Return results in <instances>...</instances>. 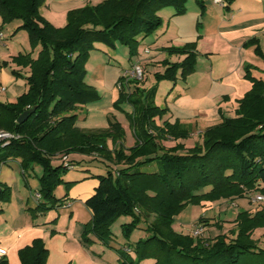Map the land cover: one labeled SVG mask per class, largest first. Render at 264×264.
Returning a JSON list of instances; mask_svg holds the SVG:
<instances>
[{
    "label": "trees",
    "instance_id": "16d2710c",
    "mask_svg": "<svg viewBox=\"0 0 264 264\" xmlns=\"http://www.w3.org/2000/svg\"><path fill=\"white\" fill-rule=\"evenodd\" d=\"M223 1L229 11L234 0ZM45 2L0 0L2 23L20 22L17 30L26 32L33 47L39 46L35 58L19 54L12 59L30 71L25 78L26 92L15 103H0V131L19 136L0 148V161L18 159L24 172L34 164L41 168L38 193L43 202L36 210L62 206L64 199H57L54 192L60 185L68 188L73 184L63 179L69 170L62 165L53 167L51 158L70 153L97 155L120 167L95 175L97 186L84 203L92 215L81 236L84 245L92 243L90 235L106 244L112 237L111 224L128 216L132 221L121 225L123 237L128 239L140 221L145 223L146 236L132 247L128 244L127 249L117 250L120 264L147 260L152 264H264V245L258 247L251 238L254 230L264 227V207L253 214L239 212L231 238H193L172 228L174 217L188 205L239 199L247 193L264 195V69L263 78H255L249 67L245 69L251 89L238 101L235 116L207 128L201 141L188 149L181 143L169 148L163 145L187 140L191 131L178 121L158 125L156 120L167 110L155 105L156 89L139 90L134 87L139 83L132 82L130 88L119 91V101L134 109L129 122L135 144L125 148L118 123L109 122L108 129L98 131L76 126L78 109L98 99L85 83L89 55L96 44L110 49L121 45L132 58L140 41L161 26L158 13L171 8L174 15H183L186 0H104L69 11L62 28L40 15ZM197 3L202 8V2ZM164 50L184 59L180 63L164 61L165 71L155 74V79L184 81L195 69L196 43ZM255 53L264 62L258 46ZM32 108L19 124V116ZM8 196V189L0 191V200ZM202 223L206 227L208 221L200 219ZM18 256L21 264H46L48 251L41 239H34ZM0 264L9 263L4 258Z\"/></svg>",
    "mask_w": 264,
    "mask_h": 264
},
{
    "label": "crops",
    "instance_id": "0c3cea01",
    "mask_svg": "<svg viewBox=\"0 0 264 264\" xmlns=\"http://www.w3.org/2000/svg\"><path fill=\"white\" fill-rule=\"evenodd\" d=\"M103 1L46 0L39 12L54 27L62 28L67 23L69 11ZM200 1L202 8L197 0H186L183 15H174L171 8L160 11L158 16L161 26L155 32V40L150 42V47L138 48L137 54L129 57L131 61L136 60L134 64L143 66L144 76L151 70L153 75L162 74L166 68L164 61L180 63L184 59V56L169 55L164 49L182 48L187 43H196L195 69L184 81L180 78L174 82L157 81L154 76V83L148 88L156 89L154 103L161 85L168 91L163 100L164 108L162 107L167 113L161 120H156V123L161 125L164 121H178L191 131L187 140L163 143L167 148L176 143L183 144L186 149L191 148L201 141V135L207 128L219 124L223 118L235 116L238 101L251 89V83L244 78L247 67L253 77L263 78L264 62L262 57L255 53V48L258 46L264 56V0H234L229 11L214 4L212 0ZM200 9L203 11L201 16ZM16 24L17 27L20 26V22ZM252 40L255 41L254 44H249ZM12 45L11 43L5 47L3 40L0 41V84L5 87V92L11 99L16 100L27 87L26 83L24 87L17 85L19 76L12 73H19L23 69L12 63ZM37 53L38 49L36 56ZM32 56L36 57L34 54ZM123 140L125 148L135 144L131 127L127 129ZM188 142L191 144L188 145ZM108 147H112L110 141ZM70 158L68 155V160L72 163L79 161L86 165L96 160L105 167V173L120 167L104 162L97 155H92L89 159L82 155ZM63 179L73 183L68 188L63 185L65 193L61 199L69 206L60 207L68 211L64 214L54 213L53 209L39 211L36 209L43 202L42 198L38 201L34 198L39 189L38 182L35 189L34 181L22 170L18 159L0 161V188L8 189L9 193L7 200H0V248L6 250L5 259L9 264H21L19 250L29 246L34 239H41L48 251L46 264H120L117 250L127 249L128 244H104L92 235L89 236L91 244L84 245L81 241L84 227L92 217L84 203L92 196L97 186L95 175H65ZM33 189L35 193H32ZM257 195L261 194L247 193L239 199L202 203L205 206L202 208L203 212L213 213V217L201 216L208 221L206 227L205 224H200L203 234L206 229L217 226L220 229L219 235L231 238L239 212L247 211L253 214L264 207L263 204L253 202ZM221 203L222 205L218 206ZM189 210L187 206L174 217L172 228L175 232L191 234L183 231L193 222L196 225L198 218H194L192 222ZM225 228L228 233H224ZM144 229L145 227L142 233L146 236ZM204 238L207 239L205 236ZM251 238L258 247H263L264 227L254 230Z\"/></svg>",
    "mask_w": 264,
    "mask_h": 264
},
{
    "label": "rangeland",
    "instance_id": "374dc122",
    "mask_svg": "<svg viewBox=\"0 0 264 264\" xmlns=\"http://www.w3.org/2000/svg\"><path fill=\"white\" fill-rule=\"evenodd\" d=\"M85 4L87 3L85 2ZM98 4L99 3H96L93 6H96ZM84 6H88V5H84ZM200 16H201V12H200ZM16 23L18 22L16 21L10 24H4L0 19V25L3 28L2 29L3 44L5 47L9 46L11 43L13 44L11 59L17 57L19 54L22 55L31 54V57L33 58L34 56L32 55L34 54L36 56V50L37 49L39 50V46L33 47L29 43L27 34L22 30L19 31L17 30L18 27L16 26L17 25ZM155 32L146 39L141 40L138 48L143 49L144 47L149 46L150 42L155 40V35H156ZM135 61L136 60L133 61L129 60L127 49L124 46L117 45L115 49H110L102 44H96V49L90 53L87 63L85 65V69H86L85 83L87 86L90 87V89L93 92H95L98 95V99L82 107L81 110L78 109V111L76 112L77 114L76 126L80 130H84V131L106 130L109 127V122H112V123H118L120 125L123 134L125 136L127 129L130 128L129 118L134 115V109L131 105H129L125 101H119V91L117 89V83L119 82V78H121L126 71L130 70L131 66L134 64ZM29 74H30L29 69L23 68L19 72V78H17V85H19L20 87H24L26 83L25 78L28 77ZM153 83H154V75L151 70L148 73H146V75L144 76V80L139 84L134 85V87L139 88V90L147 91L148 88L153 85ZM164 83H168V82H164ZM164 83L163 85H169ZM166 90L167 89L162 85L159 87L155 100V103L158 104L156 106L159 107L161 106V108L162 107L164 108L165 103L163 100L165 93L168 92V91L166 92ZM4 92H5V87L2 84H0L1 104H9L16 102L17 99L16 100L11 99L12 97L8 95L6 92L5 93ZM24 92H26V90ZM21 95H19L18 97H20ZM122 144L124 145V142H122ZM189 144L191 143L188 142V145ZM169 145L172 144L169 143ZM0 154L2 153L0 152ZM69 155L71 157L70 159L76 158L77 155L85 156L87 159H89L90 157L89 155H84L79 153H70ZM98 158H100L104 162L111 163L109 160L102 158L100 156H98ZM51 160L53 167L60 166L62 164L61 160L59 159V156L53 157L51 158ZM74 164H75L74 169L67 171L65 175H90V177H94V175L96 174H105V170H106L105 167L102 164L96 162V160L91 161L87 165L79 161H75ZM41 173H42L41 168L36 164L32 165L26 170V175H30L31 180L34 181L35 189L37 188L36 185V183L38 182L37 177L40 176ZM35 189L32 190V193H35L34 191ZM64 193H65V188L63 185H60L57 187L54 194L57 199H61L64 196ZM202 203H206V201H203L198 205H188L190 209L189 212H191L192 215V222L194 221V218H198V219L196 222L197 224L194 225V222L191 223L187 228L184 229L183 231L184 233L189 234L190 232L193 231L195 227L200 225L199 220L203 219L201 217L202 215L206 217H213V213H211L210 211L208 212L202 211V208H205V206H203L204 204ZM59 204L60 203H58V205ZM220 205H222V203L219 204L218 206ZM52 211H54V213L60 212L61 214H64L68 210L63 209L62 207L59 208L55 207ZM221 218L224 217L221 216ZM131 221L132 218L128 216L118 217L110 226L112 237L110 240H107V242L110 244L111 243L114 244V246H119L120 244L125 243V244H129L132 247L138 240L145 238V235L142 233L143 232L142 230L145 227V223L143 221H140L138 227L133 229L128 239H125L123 237L120 225L124 223L125 224L130 223ZM227 223H232V222H227ZM219 230L220 229L217 226H215L214 228L210 227L205 230L201 239H204V236L207 237L208 239H212L220 234ZM224 233H228V230H226V228ZM144 264H152V261L150 260L144 261Z\"/></svg>",
    "mask_w": 264,
    "mask_h": 264
},
{
    "label": "built area",
    "instance_id": "2783aa9c",
    "mask_svg": "<svg viewBox=\"0 0 264 264\" xmlns=\"http://www.w3.org/2000/svg\"><path fill=\"white\" fill-rule=\"evenodd\" d=\"M79 1H86V0H79ZM212 2L222 8L225 6V2L223 0H212ZM3 40V33L1 30L0 25V41ZM144 68L141 64L135 63L131 66L130 70L126 71L122 77L121 80L117 83V89L118 91L122 90L123 88H130L132 86V82L140 83L144 80ZM19 136L15 135L8 131H0V148L4 147L5 145L9 144L12 140L18 139ZM59 159L62 162V166L67 170H73L74 165L68 160L67 155H60ZM2 189L0 188V191ZM40 194L37 192L34 195L35 200H39ZM253 202L263 204L264 205V195H257L253 198ZM1 206V201H0ZM69 204L64 202L62 207H68ZM193 238H201L203 235V227L198 225L193 229V231L190 234ZM7 253L6 250L0 248V261L6 257Z\"/></svg>",
    "mask_w": 264,
    "mask_h": 264
},
{
    "label": "water",
    "instance_id": "95a60500",
    "mask_svg": "<svg viewBox=\"0 0 264 264\" xmlns=\"http://www.w3.org/2000/svg\"><path fill=\"white\" fill-rule=\"evenodd\" d=\"M33 111H34V108H32V109H30V110H27V111H25L24 113H22V114L19 116L17 122H18L19 124L23 123Z\"/></svg>",
    "mask_w": 264,
    "mask_h": 264
}]
</instances>
